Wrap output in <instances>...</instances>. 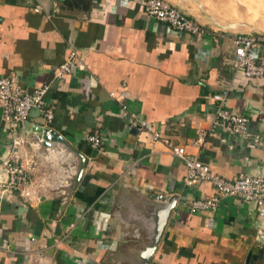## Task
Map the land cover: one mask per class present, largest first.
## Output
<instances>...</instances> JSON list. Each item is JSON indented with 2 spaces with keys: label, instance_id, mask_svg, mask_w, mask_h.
Returning a JSON list of instances; mask_svg holds the SVG:
<instances>
[{
  "label": "crops",
  "instance_id": "1",
  "mask_svg": "<svg viewBox=\"0 0 264 264\" xmlns=\"http://www.w3.org/2000/svg\"><path fill=\"white\" fill-rule=\"evenodd\" d=\"M168 1L185 11L183 0ZM230 37L176 32L137 0H0V77L23 91L47 83L51 122L35 109L26 122L63 140L43 145L27 125L0 119V162L17 155L30 179L27 195L0 188V264H141L159 205L151 195L172 193L148 264H264V209L230 197L189 213L181 203L212 195L211 185H184L181 160L150 138L159 132L225 178H264V78L233 69ZM68 45L78 59L56 79ZM252 54L264 59V37ZM224 86L225 106L247 117L245 137L211 126L210 95ZM129 113L146 129L129 133ZM94 129L97 148L85 141Z\"/></svg>",
  "mask_w": 264,
  "mask_h": 264
},
{
  "label": "built area",
  "instance_id": "2",
  "mask_svg": "<svg viewBox=\"0 0 264 264\" xmlns=\"http://www.w3.org/2000/svg\"><path fill=\"white\" fill-rule=\"evenodd\" d=\"M146 16L152 17L170 26L176 32L200 38L216 32L212 27H206L203 23L191 17L184 10L171 4L168 0H137ZM257 37L249 33H238L230 37L233 45L232 57L229 62L235 71L241 72L246 78H264V59H256L252 49L257 44ZM78 53L69 45L66 47L64 60L53 71V77L62 78L69 74L76 64ZM48 84L43 83L29 91L19 90L8 77H0V119L9 126L22 124L26 121L29 111L35 109L45 124L53 118L52 108L46 100ZM229 94V87L224 86L219 91L210 95L215 103L211 116L212 127L226 128L232 135L247 136L246 115L230 111L225 106ZM112 96V93H109ZM120 108L125 112L127 107L123 100H119ZM134 127L136 131H143L147 122L129 113L128 128ZM205 131L200 129L194 144H202ZM153 141H161L169 153L181 160L184 167L182 182L186 186L198 185L207 182L211 185L213 193L203 198H193L183 201L181 205L189 213L214 211L222 199L237 197L244 203H253L257 208L264 209V178L261 174L244 175L236 178H225L212 171L207 164L201 162L196 156L188 155L184 146L173 143L170 139L154 131L151 136ZM85 141L92 148L100 144V134L94 129L85 136ZM20 140L12 141L13 147H17ZM17 155L0 162V188L23 191V187L29 182L27 164L19 165ZM74 228V223L68 224V232ZM30 237V240H33ZM42 247H45L43 245Z\"/></svg>",
  "mask_w": 264,
  "mask_h": 264
},
{
  "label": "rangeland",
  "instance_id": "3",
  "mask_svg": "<svg viewBox=\"0 0 264 264\" xmlns=\"http://www.w3.org/2000/svg\"><path fill=\"white\" fill-rule=\"evenodd\" d=\"M185 11L207 27L228 35H264V0H183Z\"/></svg>",
  "mask_w": 264,
  "mask_h": 264
},
{
  "label": "water",
  "instance_id": "4",
  "mask_svg": "<svg viewBox=\"0 0 264 264\" xmlns=\"http://www.w3.org/2000/svg\"><path fill=\"white\" fill-rule=\"evenodd\" d=\"M22 125H27L26 131H31L37 135V137L41 140V143L43 145H48L50 141H58L63 142L60 135L52 130L51 128L47 126H40V125H29L26 121L22 123ZM129 133L135 134L136 129L134 127H131L129 129ZM80 157V163L78 170L75 175V180L78 179L83 163H84V157L82 155H79ZM156 201L159 202V205L154 207L152 213H151V220H152V228H151V235L149 238L148 244L143 247V249L139 252V259L141 261V264H148L161 236L164 231L165 225L167 223L169 214L173 206L176 202V194L172 193L168 196L161 195V194H154L151 195Z\"/></svg>",
  "mask_w": 264,
  "mask_h": 264
},
{
  "label": "bare ground",
  "instance_id": "5",
  "mask_svg": "<svg viewBox=\"0 0 264 264\" xmlns=\"http://www.w3.org/2000/svg\"><path fill=\"white\" fill-rule=\"evenodd\" d=\"M257 28H258V29H261V31H263V32H264V28H261V27H260V28H259V27H257Z\"/></svg>",
  "mask_w": 264,
  "mask_h": 264
},
{
  "label": "trees",
  "instance_id": "6",
  "mask_svg": "<svg viewBox=\"0 0 264 264\" xmlns=\"http://www.w3.org/2000/svg\"><path fill=\"white\" fill-rule=\"evenodd\" d=\"M256 36L264 37V35H256Z\"/></svg>",
  "mask_w": 264,
  "mask_h": 264
}]
</instances>
